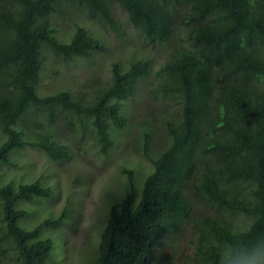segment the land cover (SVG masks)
<instances>
[{
	"label": "trees",
	"instance_id": "trees-1",
	"mask_svg": "<svg viewBox=\"0 0 264 264\" xmlns=\"http://www.w3.org/2000/svg\"><path fill=\"white\" fill-rule=\"evenodd\" d=\"M114 3L144 39L167 50L146 92L164 111L178 110L162 118L164 145L145 132L141 157L151 166L145 178L136 182L134 170L122 166L126 188L108 208L90 264H171L163 248L187 223L194 233L189 263L217 264V245L235 229L264 234V0H0V166L25 146L55 162L67 159L68 149L46 127L56 117L64 132L77 127L74 120L79 131L89 130L103 154L112 148V128L127 124L122 103L138 94L151 60L131 59L126 68L113 62L109 82L93 86L89 99L82 91L40 95L37 86L43 48L66 62L105 50L77 22L60 40L51 16L82 10L123 37L114 27ZM25 129L31 140L23 138ZM2 181L0 238L19 264H57L55 240L45 231L64 221L67 207L24 228L29 211L19 204L50 198L53 189L41 179ZM226 212L247 216L246 225L233 226Z\"/></svg>",
	"mask_w": 264,
	"mask_h": 264
},
{
	"label": "rangeland",
	"instance_id": "rangeland-1",
	"mask_svg": "<svg viewBox=\"0 0 264 264\" xmlns=\"http://www.w3.org/2000/svg\"><path fill=\"white\" fill-rule=\"evenodd\" d=\"M111 8L116 20L114 27L123 31V37L113 29H103L82 10H72L64 15L54 13L51 16L50 26L60 40L68 38L69 34L63 36L64 29L68 31L73 22H77L99 38L105 50L88 58L66 62L53 56L48 47L43 48L37 91L40 95H47L67 90L73 96L82 91L89 99L95 86H103L109 82L113 62H119L122 68H126L131 59L151 60V74L139 84V96L136 94L137 98L135 95V98H129L122 103L127 124L120 130L112 128V148L108 149L107 154H103L100 151L101 143L93 139L89 130L79 131V125L74 120L77 127L72 126V131L64 132V120L56 117L52 122L48 119L52 124H47L46 127L50 126L48 131L52 133V138L68 149L70 155L67 159L55 162L41 150L25 146L10 155L9 163L0 166V177L4 183L12 181L15 185L41 179L53 189L50 198H41L34 202L22 201L19 204L29 211L27 217L20 221L24 228H32L44 217H57L67 207L64 221L45 231L55 240L54 258L57 264H90L94 260L108 208L126 188L122 166L134 170L136 182L145 178L151 170L150 163L145 159L143 161L141 157L145 132L151 141L164 145L161 131L164 119L176 117L178 110V107H171V111H164L162 103L150 100L149 93L146 92L150 86L148 83L159 79L157 72L168 58L167 50L163 45L149 43L144 39L130 24L125 11L118 4H112ZM40 119L45 120L42 115ZM25 132L23 138L26 141L31 140V131L30 135L27 129ZM4 138L0 131V143ZM199 205L198 209H203ZM225 215L235 227L243 228L248 221V217L243 214L226 212ZM2 228L0 215V234ZM182 228L179 235L163 248V252L172 255L171 264H190L194 233L191 223ZM0 264H19L10 243L2 237Z\"/></svg>",
	"mask_w": 264,
	"mask_h": 264
},
{
	"label": "clouds",
	"instance_id": "clouds-1",
	"mask_svg": "<svg viewBox=\"0 0 264 264\" xmlns=\"http://www.w3.org/2000/svg\"><path fill=\"white\" fill-rule=\"evenodd\" d=\"M251 226L235 229L230 239L216 247L217 264H264V234H252Z\"/></svg>",
	"mask_w": 264,
	"mask_h": 264
}]
</instances>
